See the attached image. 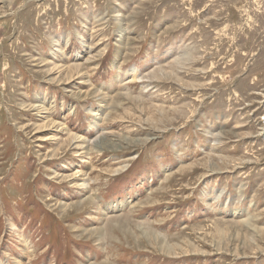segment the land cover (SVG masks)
<instances>
[{
	"label": "rangeland",
	"instance_id": "374dc122",
	"mask_svg": "<svg viewBox=\"0 0 264 264\" xmlns=\"http://www.w3.org/2000/svg\"><path fill=\"white\" fill-rule=\"evenodd\" d=\"M0 264H264V0H0Z\"/></svg>",
	"mask_w": 264,
	"mask_h": 264
},
{
	"label": "bare ground",
	"instance_id": "6f19581e",
	"mask_svg": "<svg viewBox=\"0 0 264 264\" xmlns=\"http://www.w3.org/2000/svg\"><path fill=\"white\" fill-rule=\"evenodd\" d=\"M78 147V146H77ZM75 176V175H74Z\"/></svg>",
	"mask_w": 264,
	"mask_h": 264
}]
</instances>
